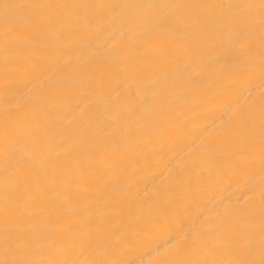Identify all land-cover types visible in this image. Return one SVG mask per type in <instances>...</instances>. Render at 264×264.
Wrapping results in <instances>:
<instances>
[{"label":"bare ground","instance_id":"1","mask_svg":"<svg viewBox=\"0 0 264 264\" xmlns=\"http://www.w3.org/2000/svg\"><path fill=\"white\" fill-rule=\"evenodd\" d=\"M0 264H264V0H0Z\"/></svg>","mask_w":264,"mask_h":264}]
</instances>
